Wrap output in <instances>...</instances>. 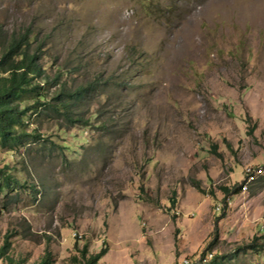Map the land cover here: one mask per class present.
Segmentation results:
<instances>
[{"label": "rangeland", "instance_id": "1", "mask_svg": "<svg viewBox=\"0 0 264 264\" xmlns=\"http://www.w3.org/2000/svg\"><path fill=\"white\" fill-rule=\"evenodd\" d=\"M26 30L100 117L0 147V264H264V0H0V51Z\"/></svg>", "mask_w": 264, "mask_h": 264}, {"label": "trees", "instance_id": "2", "mask_svg": "<svg viewBox=\"0 0 264 264\" xmlns=\"http://www.w3.org/2000/svg\"><path fill=\"white\" fill-rule=\"evenodd\" d=\"M44 43L37 34L26 30L12 34L0 51V147L11 152L35 146L54 149L56 144L38 128L29 129L28 118L32 115L40 123L53 121L62 131L90 127L99 121L100 112L88 108L90 101L101 95L98 82L72 86L63 67L57 69V74H50L42 63ZM21 186L8 167H0V193L6 189L18 193ZM241 188L237 187L233 193H239ZM224 191L231 192L228 188ZM6 245L2 255L7 251ZM105 253L103 249L92 256L88 264H97ZM41 264L49 261L43 260ZM206 264H215L213 256Z\"/></svg>", "mask_w": 264, "mask_h": 264}, {"label": "built area", "instance_id": "3", "mask_svg": "<svg viewBox=\"0 0 264 264\" xmlns=\"http://www.w3.org/2000/svg\"><path fill=\"white\" fill-rule=\"evenodd\" d=\"M263 174V169L261 167H256V168H247L246 170V179L244 181V184L242 185L243 191L248 190V187L254 183L259 176ZM209 259L212 257V255L208 256ZM208 259V260H209ZM206 256L199 261H194L190 258H184L181 261H178L176 264H206L208 262Z\"/></svg>", "mask_w": 264, "mask_h": 264}]
</instances>
